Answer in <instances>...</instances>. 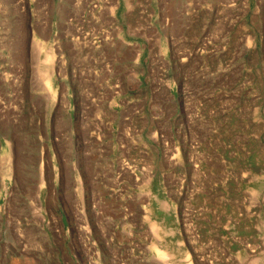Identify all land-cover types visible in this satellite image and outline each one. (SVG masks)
Listing matches in <instances>:
<instances>
[{
    "label": "rangeland",
    "instance_id": "1",
    "mask_svg": "<svg viewBox=\"0 0 264 264\" xmlns=\"http://www.w3.org/2000/svg\"><path fill=\"white\" fill-rule=\"evenodd\" d=\"M0 264H264V0H0Z\"/></svg>",
    "mask_w": 264,
    "mask_h": 264
},
{
    "label": "bare ground",
    "instance_id": "2",
    "mask_svg": "<svg viewBox=\"0 0 264 264\" xmlns=\"http://www.w3.org/2000/svg\"><path fill=\"white\" fill-rule=\"evenodd\" d=\"M49 89H50V87H49ZM153 249H154L153 251H154L155 255H157L159 257L164 255V252L158 246H155Z\"/></svg>",
    "mask_w": 264,
    "mask_h": 264
}]
</instances>
